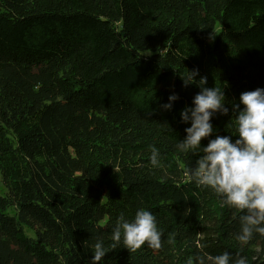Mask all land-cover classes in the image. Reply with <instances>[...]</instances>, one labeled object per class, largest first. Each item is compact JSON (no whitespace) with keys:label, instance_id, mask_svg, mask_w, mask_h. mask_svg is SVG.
Returning a JSON list of instances; mask_svg holds the SVG:
<instances>
[{"label":"trees","instance_id":"obj_1","mask_svg":"<svg viewBox=\"0 0 264 264\" xmlns=\"http://www.w3.org/2000/svg\"><path fill=\"white\" fill-rule=\"evenodd\" d=\"M196 69L229 109L201 147L235 142L233 104L264 89V0H0V264H91L96 242L110 248L118 218L141 209L162 247L130 252L122 235L100 264L225 251L264 264V235L238 240L244 213L192 178L203 153L177 150L201 91L182 77Z\"/></svg>","mask_w":264,"mask_h":264},{"label":"clouds","instance_id":"obj_2","mask_svg":"<svg viewBox=\"0 0 264 264\" xmlns=\"http://www.w3.org/2000/svg\"><path fill=\"white\" fill-rule=\"evenodd\" d=\"M199 70L189 71L187 77H182L185 86L198 83L201 91L193 100V107H186L181 111L182 121L191 123L185 129L187 136L178 141L179 152L199 155L196 167H190L192 178L198 185L207 186L223 197V202L243 212L240 216V233L237 239L241 242L249 241L254 233L264 235V89L243 92L240 104H233L236 115L238 139L233 142L231 136H219L209 140L206 147H201L202 139L213 134L210 122L217 112L227 115L229 109L225 106L224 91L216 85L206 87L207 77L196 81ZM178 99L173 94L170 103L162 105L166 110L172 108V103ZM159 152L152 151L151 163L157 166ZM127 249L136 251L145 243L153 249L162 247V232L158 230L156 217L148 210H138L134 221H128L121 215L112 229L113 244L105 247L102 240L94 246L91 264H100L107 253L114 251L120 243ZM87 241H85L86 244ZM171 243V240H169ZM205 253L197 257L198 264H246L242 256L233 258L229 252L215 257ZM192 264V260L188 261Z\"/></svg>","mask_w":264,"mask_h":264},{"label":"rangeland","instance_id":"obj_3","mask_svg":"<svg viewBox=\"0 0 264 264\" xmlns=\"http://www.w3.org/2000/svg\"><path fill=\"white\" fill-rule=\"evenodd\" d=\"M217 31H218V29H217ZM213 41H212V43H213ZM6 193H7V189L4 185V182H2V179L0 178V196H4ZM26 233L30 238L35 237V231H32L30 229H26Z\"/></svg>","mask_w":264,"mask_h":264}]
</instances>
